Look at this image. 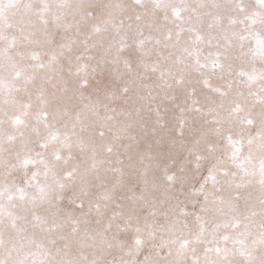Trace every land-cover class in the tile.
<instances>
[{"label": "snow or ice", "instance_id": "1", "mask_svg": "<svg viewBox=\"0 0 264 264\" xmlns=\"http://www.w3.org/2000/svg\"><path fill=\"white\" fill-rule=\"evenodd\" d=\"M0 264H264V0H0Z\"/></svg>", "mask_w": 264, "mask_h": 264}]
</instances>
